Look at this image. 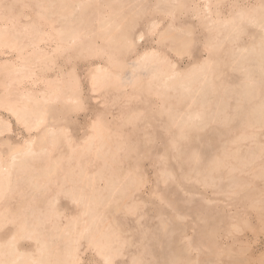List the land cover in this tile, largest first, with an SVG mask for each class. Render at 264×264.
Wrapping results in <instances>:
<instances>
[{"label":"rangeland","instance_id":"374dc122","mask_svg":"<svg viewBox=\"0 0 264 264\" xmlns=\"http://www.w3.org/2000/svg\"><path fill=\"white\" fill-rule=\"evenodd\" d=\"M43 1L41 0V2L43 3L41 5L47 6L46 2H48V0L47 1L45 0V2ZM112 1L111 0L110 1L109 0H80L81 2L80 5L76 4L74 7V10L72 9L70 14L72 15V17H75L74 15L76 13L77 14L76 17L79 19L82 16H84V18L82 17L83 18L82 21L83 22L88 21V23L94 29L98 27L99 24L101 26L102 22L100 20H103L104 23L107 20V18L106 19L104 18L95 19L94 15L97 14V10L99 9L104 10L105 7L106 9L108 8L107 10L110 11V14L111 15L113 14L112 17L114 18V21H120L123 18L125 19L123 20L125 22L126 28L118 29L116 33L117 37H115L116 39L120 37L119 35L123 34L126 31L133 35L143 32L144 34L143 37L140 40H137L138 42L137 47L139 51H146L147 48L149 50L150 47H152L153 49L157 48L158 46L157 45V40H158L157 32H160V33L163 32V35L166 36V38L168 39L167 40L166 38H164V44L162 45L160 49L162 54L166 56V61H167L166 63H168V65L165 64L163 65V67H161V64H159L158 62L157 63L156 61L152 62V64L154 65L151 66L150 70H152V72L154 70L153 73H150V74L147 73V75L145 76H143V74L142 75L140 74L138 77L136 76V78H139V79L141 78V80L145 81L143 84H142L143 81H141V88H144V89L138 92V95H132L133 91L130 89V87H125V88L117 87L115 90L114 88L106 87L101 90L99 89L97 91H91L89 89V86L86 84V86L84 85V89H83L84 108L72 114V118H71L73 125H72L71 133L69 135L70 136L74 135L76 139H81L83 136H85V134L88 131L87 124L96 115H99L102 118L107 117L106 119L110 121L112 124L122 125L124 128L123 130L127 134V138H129L133 142V145L138 150V152L141 154H144V153L147 154L148 161H147V158H145L144 165L148 169V174H150L149 176L151 177L153 181L152 182L153 185H155V179H157L156 189L158 190H156L154 193L153 192L151 193L150 190L153 186L150 188L151 185L150 186L147 185L146 188H144L145 191L142 193V197H143L142 199L146 200V202L139 203V206H135V210H134L135 212H133V215L131 212L132 203L131 205H129V203L124 200L125 197L127 196L126 195L127 190L125 191V188H127V183L129 181L128 176L127 178L123 177L124 185L126 187L122 185L123 183L121 181L123 178L120 179V181H118L119 183L118 185L117 181H115V179L117 178L115 177L114 179L112 177L114 176V174L111 175V173H113L114 171L110 172L109 171L110 169L108 170V172H110L108 173V177L113 178V180L111 179V181L107 182L109 178L107 177L108 179H106L107 175L106 176L103 175L106 180L104 179L100 182V187L102 186L104 187V188L102 187L101 190L103 189L105 190V188L108 186L110 182H111L110 184H113L114 182L116 183V184H113L112 187H110L111 185L108 186L110 187L109 189H106L105 191L103 190L106 194V197L108 195L107 199L106 197L105 198L103 197L105 195L104 194L102 196L104 201H102L103 200L102 197H100L101 199L99 198V200L96 201V203L98 202L100 204L99 206L97 205L98 203L96 204L94 202L95 203L94 204L91 202L92 205L90 206L92 207V209L89 207V204L91 203L87 205L88 206L87 210H85L86 205L84 206L83 204V208L85 211H87L86 213L88 215V214H91L88 211V209L91 210V212H93L94 206H95L94 211L98 208L96 210L98 212L100 208H102L104 211L105 210L108 211L110 210L111 206L118 205V204L126 205L127 203L124 209L121 210L119 213H117L115 217H116L117 223L121 227V237H125V239L127 238L130 244L127 242L123 244V242L121 243V241L118 239L115 240L117 241L115 243L112 240V242L115 245L114 249H113L114 247L113 243H109L110 246L108 244L110 248L112 247L111 250H119L122 248L124 252V256L118 257L115 261V264H131V263L134 264V262L135 264L137 262H138L137 264H222L224 262L225 264H260V263L264 264V261H263L264 260L263 259V256H264V183H263L264 182V95H263L264 94V52H263L264 51V33H263L264 32V23H263L264 22V18H263L264 17L263 15L264 14L263 13L264 12V0H261V2L259 0H209L210 1L209 7L205 6L207 4L206 3L207 0H204V2L203 0H175V1L174 0H158V1L157 0H141V1L140 0L138 1L137 0H124V1L114 0L113 2ZM117 1L120 3L123 1L124 4L122 2L121 3L122 6H121ZM0 2L2 4L1 9L4 13L9 12L11 10V7H14V10H16V7L20 6L21 4V0H1ZM24 2H30V0H24ZM31 4L34 6V2H32ZM48 5L50 6L49 3ZM45 6L43 7L45 8ZM255 6L260 9L259 10L258 8L256 9ZM80 7H81V10L79 9L80 11L79 13L78 8ZM44 8H43L44 11L49 9L48 7H46L47 9L46 8L44 9ZM115 8L117 9L115 10ZM240 8H241V11H240ZM171 9H173L172 10L174 11L173 13ZM250 11L252 12L251 14L249 13ZM261 13L263 16L260 17ZM57 14L56 16L59 17ZM252 15L253 16L256 15L257 17L259 16V18L253 17ZM59 19H61L60 21H63L62 23H65V20L63 19V17H59L58 20ZM158 19L161 20V23L158 25V28L153 33L149 32V28L151 27L152 23L154 21H157ZM111 22L112 21L106 22V24L109 23L107 26L105 24H102L104 25V29L105 28L108 29V27L112 28L113 22L112 23ZM150 22L152 23L150 24ZM58 24L59 23L57 22L56 26ZM114 25H115V22H114ZM104 29L102 27V30ZM164 29H166V31ZM164 31L166 33H164ZM91 34H94V33H91ZM171 36L173 38H171ZM194 36L196 39H193ZM112 42H114V40ZM172 43H174L175 45ZM168 46H170L169 47L170 50L167 48ZM172 46L173 47L178 46V47L177 49L176 48L173 49ZM179 46L182 48V50L186 49V51H189L188 54L190 55H188L187 53H183L182 55H179V56L176 55L174 52L181 50ZM255 47H258V48H255ZM10 57H11V53H5V54L1 53L0 54L1 61H8ZM88 58L89 57H84V58L81 57L73 61L77 64V69H78L77 71L79 72L84 71V66L85 67L88 66L87 64H89L90 60L93 59V58L91 59L90 58L88 59ZM207 58L210 62L206 60ZM211 59L213 62L211 61ZM87 60L89 63H87ZM59 62L63 63L64 61L61 58ZM172 62L177 63V69L179 71L176 73H172L169 75H165L164 77H161V75H163L164 72L166 71L167 66H170ZM201 63L203 64L201 65ZM257 63L259 65L258 67L255 66L257 65ZM158 65H160L159 68H161V70L157 68ZM69 66L71 65L67 63V67ZM164 66H166V69ZM157 71H159L160 73H158ZM159 74H160V77H157L159 76ZM152 76L156 79H159V78L160 79L159 80L155 79L156 80V83H155V80L152 78ZM157 81H160V82L162 81L163 83L161 84L159 82L158 84ZM153 83L155 84V86L158 84L156 88L155 86H153ZM143 85H145V87H143ZM154 88L156 90H154ZM158 91H160L161 94H159L160 92ZM154 92H156L157 94L155 93L152 95V93ZM163 93L164 95H162ZM129 95L133 96L134 98H132L131 96H130L131 98L125 97ZM160 95L161 97H159ZM163 96H165L166 98H163ZM173 96L175 99H177L178 102L177 101L175 102V100H173L174 99ZM164 99L166 100V102ZM159 101L163 103L164 105V106L162 105L163 107L160 105L161 103ZM169 102L171 105L168 104ZM100 103H103V104H100ZM51 105L52 107L54 106L55 109L57 110L56 111L57 116H55L56 114L51 115L52 119L50 120L52 122H62L63 115L62 113L59 114L60 110H58L60 102L56 101V102H53ZM67 105H71V103L69 102L67 103ZM249 105L251 108H249ZM169 111H171L170 114H169ZM1 114L2 116H0V119L5 120V122L6 120H8V123H10L9 127L11 128L9 131H5L0 134V144H3L2 147L4 150H6L11 145L14 146V143L15 145L20 143L22 139H24L27 133L24 128V125L21 123L19 124V122L17 123L15 117L8 114L6 111H1L0 115ZM129 115H131L132 117ZM125 118H127V120H125ZM167 118L169 119V121ZM251 122H252V125H251ZM166 123H168V125ZM179 124L183 126L181 127ZM50 133L52 132L50 131ZM175 135H178V136H175ZM117 136L115 135V139H118V140L124 139V137L119 138L120 136L118 137ZM177 137H179L180 139ZM245 137H247L248 139ZM197 138L198 140H196ZM170 139L176 140V141H173L172 143ZM167 140L171 142L172 144L169 143ZM256 141L258 143H256ZM64 148L65 147H63L62 149ZM259 149H260V152H258ZM41 151L44 154L45 152H47L45 150H41ZM41 151L39 150L38 152L37 150V152L35 151L34 152L40 153ZM30 152H27V153H30ZM124 152H125V148L123 147L122 151L119 150L118 152L119 155H117V153L115 154L116 159H118L119 161L120 160L123 161L124 155H125ZM25 153L23 155L20 153V155H18L17 157L16 156L13 157L14 159L12 158L13 160L11 159L12 160V161L10 160L11 162L9 161V163H11L10 164L11 169L10 168L9 169L12 172H15L14 173L15 177L13 176L14 175L13 174L11 179L13 178L14 179L11 182L16 183L17 180H19L20 182L19 181L18 182L26 188L27 197H29L30 193L32 192H33L32 193L33 195L31 194L30 197L32 196L35 197L36 195L34 191L36 192L37 186L41 185L42 188L38 191L43 193L40 195L41 196L40 198L43 199L46 196V193L43 192L44 187L45 186L48 187L49 183L46 182L47 185L44 183H43L44 185H42V182L41 184H39L40 182L39 181L36 183V185L33 184L32 181H35L33 179L36 176L40 178V177H44L45 175L42 174L41 171H39V175L38 173L37 175L36 173H34L36 176H33L34 175L33 171L35 170L31 171L32 169L31 165L29 166L26 164L32 163L33 162L32 160H34V157L41 158L45 155L43 154V156H39L40 154L38 155L34 153L35 154L34 156L33 151L31 152L32 154L31 153L25 154ZM26 155H29V157ZM116 155L118 156V158ZM162 155L164 157H162ZM159 156L161 157L159 158ZM238 157L239 159H241L240 161H238ZM29 158L32 159L31 160L32 162L29 160ZM161 161L163 162L161 163ZM211 162L213 165L210 164ZM222 163L224 164L222 165ZM7 165L9 166V164ZM23 165H26V166H24L23 168L22 167L20 168V166H23ZM100 165H103V164L99 160L97 164L95 165L94 169L96 170ZM122 165L126 167L125 163ZM27 166L31 168L30 171L23 170V172H20V170L22 169H28ZM178 166H179V169H178ZM167 168H170V169L168 170ZM18 170L20 174L19 178L20 179L22 178L21 180L19 178L16 180V177H17L16 173L18 172ZM24 171L25 173L28 172V174H24ZM251 171L253 172L251 173ZM30 173L33 174L32 179L30 177L31 175ZM50 173L52 174L51 170H50ZM104 173L106 174L107 170L104 169ZM22 174H23V177H22ZM51 174H49V176ZM261 176L263 177L261 178ZM5 177L6 176L4 175L3 179ZM26 178H27V182L25 181ZM50 178H52V176ZM125 178L126 180H128L126 181L127 182L126 184H125ZM30 179H31L32 184L30 182ZM35 179L40 180L38 178H35ZM14 180H16V182ZM104 181H106V184ZM204 182L207 183L208 185L205 184ZM29 184H31L30 188L34 186L33 187L34 190H32V192H30L31 189L29 188ZM104 185H107V186H104ZM47 187L45 188V191L48 189ZM63 187L60 188L61 192H63L61 193L60 204L66 207L70 214L79 213V211L82 210L81 209L82 206L77 205L78 206L77 207L75 205L76 203L72 202L73 200H71V197L73 196L72 193L74 192L73 188L71 192V189H69L71 187H69V185H68L69 188L65 186L66 188H68L67 191H70L69 193L72 194V196L70 197V194H67L68 192L66 193L64 192L66 190H64ZM118 187L121 189H118ZM107 190H109L108 193H106ZM222 191L223 193H221ZM5 192L7 195L4 194L0 202L1 201L8 202V204L16 210V206H19V204L21 203V201H23L24 198L17 196L16 191H15L13 194H11L12 195L11 200L10 199L7 200L6 198H8V193L7 191H3V193ZM65 194L67 195L65 196ZM74 195L77 196L78 193L74 192ZM79 197H78L79 200L82 197L83 203L86 202L88 198V197H85L86 200H83L84 199L83 196L80 195ZM117 197L120 198V200L122 199L126 203L122 204L123 201L120 202ZM116 198H117V201H116ZM135 198L137 201V197ZM47 200L46 202L47 203L49 202V203L48 205L46 204V206H48L49 208V205L51 204L50 203L51 199L47 198ZM100 200L102 201V203H100ZM106 200L108 203L105 202ZM115 202L116 203L118 202V203L116 204ZM170 203L172 205H170ZM28 205L30 206V204H27L25 205L27 208L25 206L22 208L24 215L21 213L22 211L19 210L18 212L23 215V216L20 215L22 218L27 217L24 219V221H26L27 224L30 223L31 225V222H32L33 225H31V227L35 226L34 228L35 230L39 229L37 230L38 233H41V235L42 234L45 235V236H42L43 237L42 239V237H40L41 235L39 234L40 241L42 240L41 242L43 243V245L47 244L48 246H50V243H52L50 247L53 249H56V251L58 252L59 249L54 248V245L55 243L57 244V242L60 239L62 241L60 242V245L62 243L64 244L63 248H66L65 244L67 246V243H65L63 239H61V236L62 238L64 236V240L66 239L65 241L67 242L69 234H67L66 233L67 230H64V229L62 230V232L64 231L63 235H61L62 233L61 230L60 232H58L59 230L58 231L54 230V232L55 231L58 232L57 236L59 235V233L61 235V236H58V240H56L57 236H54L53 234L56 235L57 232L54 233L53 229L51 230L52 224H49L50 222L48 223L47 219H45V217L43 218L42 216L43 212H45L48 209L46 206H44L45 204H43V206L46 207L47 209L45 208V211L42 210L43 212L41 211V213L39 214V217H41V219H45L44 221L47 222V224L43 222V220L40 219L41 220L40 222L37 219L39 218L37 213L40 212L38 210L35 212V215L33 212H31L33 213L32 216L34 215L32 217L31 213L29 214L30 207ZM128 205L131 208H129ZM249 205L250 206L252 205V206L249 207ZM34 207L36 209L38 208L36 207V205ZM105 207L107 209H105ZM255 208L257 210H255ZM34 209L31 208L32 211ZM38 209L40 210V207ZM126 210L128 212H126ZM101 211H100V214H101ZM122 211H124V213ZM103 213L104 212H102V215H99L98 213L97 214L98 216L96 215L98 219L96 218V216L94 219L96 221L102 220V221H99V223H102L103 220L105 221L104 215L107 212L105 214ZM45 215L46 214H44V216ZM34 217L38 221L36 225H34L36 222V220L33 219ZM241 218H246L248 220L247 223L245 222L246 224L245 223L243 224V225L248 224L247 227L243 226L242 223L239 222ZM31 219L32 221L29 222ZM219 220L221 223L219 222ZM19 221L21 220H18V221L15 220L14 222L12 221V223L11 222L7 223L5 227L0 231L2 235L1 240H3L2 242L3 244H5L4 246H1L2 245V242H1L0 246L2 247L3 251H6L7 254H11L12 252L15 251L12 247L13 240H11L8 236H9V233L16 230V228L14 227H17L16 223ZM201 222L204 224H202ZM26 223H23V224H25L27 228L32 230L33 228H30L29 227L30 225L28 226ZM41 223L42 224L45 223L46 226L49 224L51 228L47 226V228H49L47 230L45 224L42 225ZM232 223H236L238 224V226L235 227ZM37 224L39 227L40 225L42 227L39 228ZM210 225L217 226L218 228L220 227V229L222 228L221 230L230 231L228 233L229 235L226 233L224 237L223 236L221 238L217 237L218 239L217 238L215 239L218 241V243L217 241H214L215 244L216 243L217 245L219 244L218 248H216L217 245H214V243L213 244L210 243V241L208 240L207 234L205 236L206 232L204 231V229L208 230L210 228L209 227ZM229 226H231V228L233 227L234 228L231 229ZM26 227L24 229L22 228L21 231L19 230L20 235L23 234V231H24V235L22 236L25 237V240L23 237H21L22 240H19V243L28 242L26 237L29 235V233L30 234L32 233ZM41 228L42 230L45 229L47 231H50V233L51 232L52 233L51 234L47 233L44 230H43L44 232L43 233L41 231ZM144 229L147 230L148 232L143 236ZM26 231L28 232L30 231V232L28 233ZM64 233L67 234V238H65L66 235H64ZM46 234L48 235L50 234L49 236L50 239L49 238L47 239ZM203 235L207 238H205ZM52 236H54L55 238ZM7 237H8V241H7ZM202 237H204L205 239ZM45 238L47 239V241L48 240L50 241L52 238V241L48 243H44L46 241ZM54 240L56 242H54ZM139 240H141V242ZM191 240L194 242V244ZM205 240H208V241H205ZM9 241H11V244L9 246H11L12 249H10V247L6 249V247H8L7 244L10 243ZM138 242H140V244H138ZM206 242H209V243H206ZM197 245L199 247H196ZM32 246L33 245H31L30 247ZM208 247H211L212 250H210V248ZM7 251H9V253ZM52 252H55V251H52ZM11 255L12 256L10 257H13V259L15 260L16 252H14V254H11ZM135 255L137 257L139 256V258L136 259ZM218 257L219 258L222 257V260L218 259ZM87 258L88 259L90 258L89 260H93L92 256L89 253L86 255V260L89 261ZM18 260L20 261V258ZM22 260L23 259H21V261ZM13 261H11L12 263L10 262V264L24 263L21 261L20 263L19 261L18 262L14 261L16 263H13Z\"/></svg>","mask_w":264,"mask_h":264},{"label":"bare ground","instance_id":"6f19581e","mask_svg":"<svg viewBox=\"0 0 264 264\" xmlns=\"http://www.w3.org/2000/svg\"><path fill=\"white\" fill-rule=\"evenodd\" d=\"M56 1L55 0H48V2H46L47 6H45V5H43V6H45V8L48 7L49 9L46 8L47 10L44 11L43 10L44 7L41 5V4H43L41 2V0H30V2H24V0H21V4H20V6L16 7V10H14V7H11V10L7 13H4L2 11V9H1L2 4L0 2V54L1 53H4V54L5 53H11V57L9 59L7 58L8 61H1V59H0V112L6 111L8 114L15 117L17 123L19 122V124L21 123L24 125V128H25L26 133H27L26 136L24 137V139H22V141L20 143H18L16 145L14 143V146L11 145L6 150L3 149V147H2L3 144H0V200L3 198L4 194H6V192L3 193V191H7V193H8V198H6L7 200H9V199L11 200V198H12L11 194H13L15 191H16L17 196L24 198L23 201H21V203L19 204V206H16V210L14 208H12L8 204V202H2V201L0 202V231L5 227V225L7 223H10V222L12 223V221L14 222L15 220H17V221L21 220V221L16 223L17 227H14V228H16V230L9 233V236H8L11 240H13V242H12L13 246L12 247L15 250L14 252H16V255H15L16 259L15 260L13 259V257H10V256H12L11 254H14V252H12L11 254H7L6 251L2 250L1 246H4L5 244H3V242H2L3 240H1L2 235L0 233V245L2 242V245L0 246V248H1L0 249V264H8V263L10 264V262L13 260L18 262L19 258H20V261H21V259H23L21 262H24V263H22V264H25V262H26V264H115V261L118 257L124 256V252H123L122 248L119 250H111L112 247L111 248L109 247L110 246L109 243H113L112 240L115 243V242H117L115 240L118 239L121 241V243L123 242V244H125L126 242L130 244V242L128 241L127 238L125 239V237H121V227L117 223L115 215L124 209V207L127 205L126 202H128L129 205H131V203H132V205H131L132 208L129 207V205H128V207L131 208V212L133 215V212H135L134 211L135 206H139V203H145L146 202V200L142 199L143 198L142 193L145 191L144 188H146L147 185H149V186L151 185L150 188L153 186L150 190L151 193L152 192L154 193L156 190H158V189H156L157 188V185H156L157 179H155V185H153L152 184L153 181H152L151 177L149 176L150 174H148V169L144 165V163H145L144 159L147 158V161H148L147 154H145V153L141 154L138 152V150L133 145V142L129 138H127V134L123 130L124 128L122 125L112 124L110 121H108L106 119L107 117H104L105 118L104 119V118L100 117L99 115H96L87 124L88 131L85 134V136H83L81 139H76L74 135H71V136L69 135L71 133L72 125H73L71 118H72V114H74V113H76V112H78L84 108L83 89H84V85L86 86V84L89 86V89L91 91H97L99 89L101 90V89L106 88V87L114 88V90L117 87H119V88L120 87H122V88L130 87V89L133 91L132 95H138V92H140L142 89H144V88H141V81H143L142 84L145 81L141 80V78L140 79L136 78V76L138 77L140 74L141 75L143 74V76H145V75H147V73H149V74L153 73L154 70H153V72H152V70H150L151 66L154 65V64H152V62H155V61H156V63L158 62L159 64H161V67H163V65H165V64L168 65V63H166L167 62L166 56L163 55L161 50H160L162 45L164 44V38H166V36L163 35V32H161V33L157 32L158 33V35H157L158 36L157 37L158 38L157 48L153 49L152 47H150L149 50L147 48L146 51H139L138 47H137V43H138L137 40H140L143 37V35H144L143 32H140L136 35H133V34L128 33L126 31L123 34L119 35L120 37L116 39L115 37H117L116 33H117L118 29L126 28L125 27L126 25L124 22L125 19L123 18L124 20L123 19L120 20V18H119L120 21H114V18L112 17L113 14L112 15L110 14V11L107 10L108 8L106 9V7H105L104 10H100V9L97 10V14L94 15L95 19H97V18L106 19L107 18V20L106 21L104 20L105 23L103 22V20H100L102 22L101 23L99 21L101 23V26L99 24L98 27L93 29L91 27V25L88 23V21H86V22L82 21L84 16H82L83 18L80 16L81 18L79 19L76 17L77 16L76 13L74 15L75 17H72V15L70 14L71 10L72 9L74 10L75 5L76 4L80 5V3L82 1L81 2H80V0H58L57 2ZM118 1H121V0H118ZM259 1L261 2V0H259ZM32 2H34V6L31 4ZM43 2H45V0ZM203 2H204V0H203ZM209 2L210 1L207 0L206 1L207 4L205 6L209 7V5H210ZM48 3L50 4V6L48 5ZM118 3L121 5L120 2H118ZM155 3H157V2H155ZM123 4H124V2H123ZM153 4H154V2H153ZM158 4H159V2H158ZM82 5H83V3H82ZM77 7H79V6H77ZM257 8L258 7H256V9ZM79 9L81 10V7L78 8V11H79ZM116 9L117 8H115V10ZM259 9L260 8H258V10ZM172 10L173 9H171V11ZM240 11H241V8H240ZM240 11H239V13H240ZM57 12H58V14H57ZM173 12L174 11H172V13ZM79 13H80V11H79ZM90 13H91V11H90ZM249 13L251 14L252 12L250 11ZM56 14L59 17H63V19L65 20V23H62L63 21H60L61 19L58 20L59 17H57ZM72 14H73V12H72ZM168 14H169V12H168ZM214 14H215V12H214ZM240 15H241V13H240ZM256 15H258V14H256ZM256 15L255 16L252 15V16L257 17ZM263 15L261 13L260 17ZM257 18H259V16ZM130 19H131V17H130ZM158 20H160V19H158ZM158 20L154 21L153 23L150 22V24L152 23V25L149 28V32L153 33L158 28V25L161 23V20L160 21H158ZM110 21L113 22V27L112 28L108 27V29H106V28L104 29V25H102V24H105L107 26L109 23L106 24V22H110ZM240 21H241V19H240ZM57 22L59 24L56 26ZM114 22H115V25H114ZM102 27L104 30H102ZM206 28H208V27H206ZM95 29H97V30H95ZM145 29H147V28H145ZM164 30L166 31V29H164ZM165 31H164V33H166ZM91 33H94V34H91ZM145 35H146V33H145ZM171 38H173V37L171 36ZM193 39H196L195 36ZM113 40H114V42H112ZM171 42H169V43H171ZM174 43H175V41H174ZM174 43H172V44H174ZM187 44H189V43H187ZM180 46H181V44H180ZM180 46H179V48H181ZM257 46H258V44H257ZM169 47L170 46H168L167 48L170 50ZM177 47H173V49L174 48L177 49ZM260 47H261V45H260ZM255 48H258V47H255ZM174 53L179 56V55H182L183 53L188 54L189 51H186V49L182 50V48H181V50L176 51ZM188 55H190V54H188ZM233 56H234V54H233ZM81 57L82 58L89 57L90 59L93 58L90 60V63L87 60V63H89V64H87L88 66H86V67L84 66L83 72L77 71L78 70L77 64L75 62H73L74 60L81 58ZM251 57H252V55H251ZM61 58L64 61L63 63L59 62V60ZM206 60H208V58ZM211 61H212V59H211ZM67 63H69V65H71V66L67 67ZM202 64L203 63H201V65ZM159 66L160 65H158L157 68L161 70V68H159ZM166 66H164L165 69H166ZM255 66L258 67L259 66L258 63ZM214 67H216V66H214ZM152 69H154V68H152ZM162 71H164V70H162ZM178 71L179 70L177 69V63L172 62V64L170 66H167L166 71L164 72L163 75H161V77H164L165 75H169L172 73H176ZM193 71H191V72H193ZM157 72L160 73L159 71H157ZM181 73H182V71H181ZM258 74H259V72H258ZM173 75H171V76H173ZM154 76H155V74H154ZM171 76H169V77H171ZM157 77H160V74ZM183 77H185V76H183ZM152 78L154 80L156 79L153 76H152ZM159 79H156V80H159ZM156 80H155V83H156ZM146 81H147V79H146ZM148 82H150V81H148ZM157 82L159 84L160 81H157ZM160 83L162 84L163 82L161 81ZM157 85L155 86V84L153 83V86H155V88L157 87ZM148 86H150V85H148ZM143 87H145V85H143ZM155 88H154V90H156ZM157 89H159V88H157ZM156 92L152 93V95L155 94ZM158 92H160V91H158ZM192 92H194V91H192ZM159 94H161V92ZM162 95H164V93ZM130 96L131 95L125 96V97L129 98ZM154 96H153V98H154ZM225 96H226V94H225ZM131 97L134 98L133 96H131ZM159 97H161V95ZM163 98H166V97L163 96ZM173 98H174V96H173ZM173 100H175V102L177 101V99H175V98ZM56 101L60 102L58 110H60L59 114L62 113V115H63V121L62 122H52L50 120V119H52L51 115H55L57 113L56 112L57 110L55 109V107L54 106L52 107V105H51L53 102H56ZM69 102L71 103V105H67V103H69ZM165 102H166V100H165ZM73 104H74V106H73ZM100 104H103V103H100ZM168 104L171 105L170 102ZM160 105L162 106L163 103H161ZM249 108H251L250 105H249ZM170 112L171 111H169V114H170ZM135 113H137V112H135ZM0 116H2V114ZM55 116H57V114ZM129 116H131V115H129ZM135 117H134V119H135ZM125 120H127V118H125ZM168 121H169V119H168ZM6 122L8 123V120H6ZM6 122H5V120L0 119V134L5 132V131H9L11 129L9 127L10 123L7 124ZM248 123H249V121H248ZM166 124L168 125V123H166ZM170 124H171V122H170ZM179 125L181 127L183 126L181 124H179ZM251 125H252V122H251ZM254 126H253V128H254ZM163 130H164V128H163ZM50 131L52 133H50ZM115 135L120 136L119 138L124 137V139L123 140L115 139ZM189 135H191V134H189ZM175 136H178V135H175ZM243 136H244V134H243ZM177 138H179V137H177ZM235 138H236V136H235ZM245 138H247V137H245ZM196 140H198V138ZM173 141H176V140H171L172 143H173ZM171 142H169V143H171ZM229 143H227V144H229ZM256 143H258V142L256 141ZM63 147H65V148L62 149ZM123 147L125 148L124 160L119 161L118 159H116L115 154L117 153V155H119L118 152H119V150L122 151ZM174 147H175V145H174ZM239 148H240V146H239ZM37 150H38V152H39V150L40 151L45 150L47 152H45V154L42 151L40 153H35V152H37ZM193 150H195V149H193ZM30 151L31 152L33 151V154L34 153L38 154V155L40 154L39 156H43V154H44L45 156H43L41 158L36 156L37 158L34 157V160L29 158V160L30 161L32 160L33 162L31 161L32 163L26 164V165H29V166L31 165L32 169L27 166L28 169H22V170L19 169V170H20V172H23V170H25V171L29 170L30 171V169H31V171L37 170L36 172L33 171V174L36 173V175H37V173H38V175H39V171H41V173L45 175L44 177L39 178L35 174L34 175L31 174L32 172L30 173L31 179H32V175L36 176L35 178L40 179V180H36L33 177L34 178L33 180H35V181H32L33 184L36 185V183L39 181H40L39 184H41V182H42V185H44V184L47 185V183H49L48 187L47 186L44 187L43 192L46 193V196L43 199L40 198L41 197L40 195L43 193L38 191L42 188L41 185L37 186L36 192L34 191L36 196L34 195L35 197H33V196L30 197L31 194L33 193L32 190H34L33 189L34 186L32 188H30L31 184H32L31 179H30L31 184H29V188L31 189V191L30 190L29 191L32 193L29 192L30 198L27 197L26 188L22 184L19 183L20 182L19 180H17L20 177L19 176L20 175L19 170L16 173L17 182H16V180H14L16 183L11 182L14 179V178L11 179L12 175L15 172H12L10 170L11 169L10 168L11 163H9V161L13 157H15V156L17 157L18 155H20V153L22 154L23 152L24 153L26 152L25 154H30L31 153ZM27 152H30V153H27ZM258 152H260V149ZM41 153H42V155H41ZM254 153H255V151H254ZM35 154H34V156H35ZM26 156L29 157V155H26ZM160 157L161 156H159V158ZM162 157H164V156L162 155ZM117 158H118V156H117ZM222 159H223V157H222ZM99 160H100V162H102L103 165H100L95 170L94 167ZM240 160L241 159H239V157H238V161H240ZM162 162L163 161H161V163ZM24 163H26V162H24ZM28 163H29V161H28ZM124 163H125L126 167H124L122 165ZM245 163H247V162H245ZM7 164H9V166ZM207 164H208V162H207ZM210 164H212V162ZM223 164L224 163H222V165ZM26 165L20 166V168L21 167L23 168ZM104 169L107 170L106 174L104 173ZM167 169L169 170L170 168H167ZM178 169H179V166H178ZM50 170H51L53 175L50 173ZM108 170L110 172L114 171L113 173H111V175L114 174V176H112V177L114 179H115V177L118 179V180L115 179V181H117V183L123 177L127 178V176H128L129 181L126 180V178H125V184L127 183L126 181H128L127 188H125L126 186L124 185V181H123L124 178L121 181L123 183L122 185L125 186L124 187L125 191L127 190V193H126L127 196L124 199L126 202H124L122 199L120 200L121 196H120V198L117 197L120 202L123 201L122 204L126 203V205H124V204L119 205L118 204V205L111 206L110 210H108V211L105 210L107 213L102 208H100V210L98 212L96 211L98 209L97 208L95 210L96 211V213H95V211H94L95 206L93 205L94 206L93 212H91V210L88 209V211L91 214L87 215V213H86L87 211H85V210H87V207H88L87 205L91 202L96 203V201L99 200V198L105 194L104 191L106 189H109L110 187H112L113 184H116L115 182L113 184H110L111 183L110 182L108 184V186L111 185L110 187H108L107 185H104L107 187L105 188V190L103 189L104 191L101 190V188L103 186L100 187V182L105 179L104 176L107 175L106 179H108V178L110 179V180L108 179L107 182L111 181V179L113 180V178L108 177V173H110V172H108ZM238 170H239V168H238ZM251 170H252V168H251ZM10 171L12 172V174ZM25 171H24V174H28V172L25 173ZM160 171H161V169H160ZM43 172H45V173H43ZM243 172H244V170H243ZM252 172L253 171H251V173ZM49 174H51V175L49 176ZM239 174H240V172H239ZM4 175L6 177L3 179ZM13 176L15 177V174ZM25 176H27V175H25ZM51 176H52V178H50ZM22 177H23V174H22ZM262 177L263 176H261V178ZM257 180H259V179H257ZM25 181L27 182V178L25 179ZM171 181H173V180H171ZM104 182L106 184V181H104ZM121 182H120V184H121ZM205 184H207V183H205ZM68 185L71 188H69ZM118 185H119V183H118ZM207 185H206V187H207ZM65 186H67L69 189H71V192H72V188H73V191L75 193L77 192L78 195L77 196L74 195V192H73L72 193L73 196H72V194L69 193L70 191H67L68 188H66ZM46 187L48 189L45 191ZM61 187H63V189L66 190V191H64L65 193L68 192L67 194H70V197L71 196L73 197V198L71 197V200H73L72 202L76 203L75 204L76 206L77 205L82 206V208H81L82 210L79 211V213H71L70 214L68 212L67 208L60 204L61 193H63V192H61V189H60ZM124 188H122V189H124ZM118 189H121V188L118 187ZM108 191L109 190H107L106 193H108ZM115 191H113V192H115ZM38 192H39V194H38ZM159 192H160V190H159ZM110 193H112V192H110ZM110 193H109V195H110ZM221 193H223V191ZM67 194H65V196ZM224 194H226V193H224ZM37 195H39V196H37ZM80 195L84 197L83 200H86L85 197H88L86 202L83 203L82 197L79 200ZM103 197L105 198L106 194ZM103 197H102V199H103ZM107 197H108V195H107ZM107 197H106V199H107ZM135 197H137V201H136ZM47 198L51 199L50 200L51 204L49 205V208H48V206H46V204L48 205V203H49V202L48 203L46 202ZM117 198H116V201H117ZM123 198H124V196H123ZM163 198H165V197H163ZM232 198H234V197H232ZM71 200H70V202H71ZM102 201H104V199ZM102 201L100 200V203H102ZM105 202H107V200ZM207 202H208V200H207ZM92 203L89 204V207L91 209H92V207L90 205H92ZM262 203H263V201H262ZM27 204H30V206L28 205L30 207L29 214L31 212H33L35 215V212L37 210L40 211L39 213H37L38 217H39V214L41 213L42 210L45 211V208L46 207L48 208V209L46 208L47 209L45 211L46 213L42 211L43 212L42 216H43V218L45 217V219H47L48 223L50 222L49 224H52L51 225L52 228L50 227L49 224L47 226H49V228H51V230L53 229V232H54V230H57V231L59 230L58 232H60V230L62 232L63 229L67 230L66 233L69 234L67 242L65 241L66 239L64 240V236H63V238L61 236V235H63L64 231L61 233V235H60V233L58 235V236H61V239H63V241L65 243H67V246L65 244L66 248H63L64 244L61 243L62 246L60 245V242H62L60 239L57 242V244L55 243V245H54V248L59 249L58 252L56 251V249H53L50 247L52 243H50V246H48L47 244L43 245V243L41 242L42 240L40 241V237L45 236V235L44 234L41 235V233H38L37 230H39V229H37V228L39 227L38 226L39 223L37 224L38 227L36 226L37 230H35L34 229L35 226L31 227V225H33L31 222L32 219L29 221V222H31V225H30V223L27 224L26 221H24V219L27 217L22 218L20 216L23 214L22 208ZM43 204H45L44 206H46V207H44ZM83 204H84V206L86 205L85 210L83 208ZM248 204H249V202H248ZM35 205L38 208L40 207V210L38 208L36 209L34 207ZM97 205L99 206L100 204L98 203ZM170 205H172V204L170 203ZM122 206H123V208H122ZM251 206L249 205V207H251ZM41 207L42 208L44 207V208L42 209ZM31 208L32 209L35 208V209L32 211ZM240 208H241V206H240ZM101 209H102V211H101ZM105 209H107V208L105 207ZM19 210L22 211L21 212L22 214H20L18 212ZM26 210H28V209H26ZM255 210H257V209L255 208ZM100 211H101V214H100ZM128 211H129V209H128ZM128 211L126 210V212H128ZM102 212H104L103 214L106 213L104 215L105 221L103 220L102 223H99V221H102V220L96 221L94 218L98 213H99V215H102ZM122 212L124 213V211H122ZM33 213H31V216ZM108 213H109V215H108ZM44 214H46V215L44 216ZM97 216H96V218L98 219ZM123 216H124V214H123ZM139 217H137V218H139ZM33 219L36 220L34 225H36V223L38 222L37 219L40 222H41V220H43V222H45L44 221L45 219H41V217H39L37 219L34 217ZM99 219H100V217H99ZM247 221L248 220L246 218H241L239 222L242 223V225H243L245 222L247 223ZM27 222H28V220H27ZM219 222H220V220H219ZM219 222H218V224H219ZM23 223H26L28 226L30 225L29 227L33 228L34 230L27 228L25 226V224H23ZM45 223L47 224V222H45ZM44 224H42V225H44ZM46 224H45V226H46ZM202 224H204V223H202ZM232 224L235 227L238 226V224H236V223H232ZM233 225H231V226H233ZM47 226H46V228H47ZM231 226H229V227L231 228ZM243 226L247 227L248 224L243 225ZM25 227L27 229H29L32 233L30 234L29 233L30 231L29 232L26 231L29 233L28 236L26 235L27 236L26 239L28 240V242L19 243V240H22L21 237H23L25 240V237L22 236V235H24V231H23V234H21V235L19 234V230L21 231L22 228L24 229ZM40 227H42V226L40 225ZM209 227L210 228L208 230L204 229V231L206 232L205 236L207 234L208 240L212 244L214 243V241H217V240H215L217 237L218 238H221L222 236L224 237L226 235V233L228 234L230 232V231H226V230H221L222 228L220 229V227L218 228L217 226H214V225L213 226L210 225ZM49 228H47V230ZM233 228H231V229H233ZM259 228H261V227H259ZM87 229H88V231H87ZM244 229H245V227H244ZM12 230H14V229H12ZM43 230L47 233H50V231H47L45 229H43ZM43 230L41 228L42 232H43ZM57 231H55L54 233H56ZM68 231H69V233H68ZM58 232L56 233V235L55 234H53V235L57 236ZM147 232L148 231L144 229L143 230V236ZM66 233H64V235H66L65 238H67ZM39 234L41 235L40 237H39ZM50 234L49 235L46 234L47 239L49 238ZM54 236H52V237H54ZM58 236H57L56 240H58ZM8 237H7V241H8ZM204 237H202V238H204ZM205 238H207V237H205ZM42 239H43V237H42ZM47 239L44 243H48V242L52 241V238L50 241L49 240L47 241ZM204 239H202V240H204ZM208 240H205V241H208ZM139 241L141 242V240H139ZM9 242H10L9 244L6 243L8 245V247H6V249H8L9 247H10V249H12L11 246H9L11 244V241H9ZM54 242H56V241L54 240ZM140 242H138V244H140ZM114 243H113V245H114ZM206 243H209V242H206ZM217 243H218V241H217ZM217 243L216 244L214 243V245H217ZM108 244H109V246H108ZM193 244H194V242H193ZM201 244H202V242H201ZM31 245H33V246L30 247ZM198 245H199V243H198ZM198 245L196 247H199ZM203 246H204V244H203ZM210 246H212V245H210ZM218 246H219V244L216 246V248H218ZM52 247H53V245H52ZM50 248L53 250H51ZM114 248H115V245H114L113 249ZM208 248H210V250H212L211 247H208ZM52 251H55L56 253L52 252ZM230 251H232V250H230ZM7 252L9 253V251H7ZM88 253L92 256L93 260H89L90 258L89 259L87 258L89 261L86 260V255ZM131 256H132V254H131ZM130 258H132V257H130ZM135 258L137 259V258H139V256L137 257L135 255ZM136 259H134V260H136ZM218 259L222 260V257L221 258L218 257ZM263 259H264V256H263ZM131 260H130V262H131ZM169 260H171V259H169ZM14 261H13V263H16ZM20 261H19V263H20ZM146 261H148V260H146ZM140 263H141V261H140ZM219 263H220V261H219ZM134 264H135V262H134ZM222 264H225V262Z\"/></svg>","mask_w":264,"mask_h":264}]
</instances>
